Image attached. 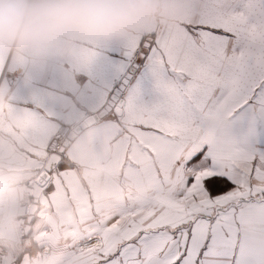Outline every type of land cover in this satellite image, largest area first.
<instances>
[{
    "label": "snow or ice",
    "instance_id": "1",
    "mask_svg": "<svg viewBox=\"0 0 264 264\" xmlns=\"http://www.w3.org/2000/svg\"><path fill=\"white\" fill-rule=\"evenodd\" d=\"M65 68L71 91L25 95L9 113L47 158L49 264H264V0H179L171 21ZM74 95L87 116L79 170L42 135ZM44 251L0 245V264Z\"/></svg>",
    "mask_w": 264,
    "mask_h": 264
},
{
    "label": "crops",
    "instance_id": "2",
    "mask_svg": "<svg viewBox=\"0 0 264 264\" xmlns=\"http://www.w3.org/2000/svg\"><path fill=\"white\" fill-rule=\"evenodd\" d=\"M100 43L72 39L63 50L54 57L38 59L28 53L12 48H0V73L3 68L10 71L19 70L22 80L19 85L0 84V245L23 249L35 244L45 245V251L38 254L31 264H49L50 249L56 241L51 238L50 222L56 217L43 191L37 201L33 219L28 222L29 213H24L25 201L32 203L33 185L41 177L47 158L43 147L37 148L26 141L19 132L10 130L9 113L14 110L25 95L36 92L63 95L71 91L70 72L65 63L75 59L76 54L89 46ZM78 96L66 100L64 115L59 121H50L42 135L48 141L60 125L77 126L87 118ZM86 127L81 129L66 148L69 161L81 169L84 161L75 153V148L86 135ZM94 167L102 170L103 161H96ZM30 208V207H29ZM75 210V206H73Z\"/></svg>",
    "mask_w": 264,
    "mask_h": 264
},
{
    "label": "clouds",
    "instance_id": "3",
    "mask_svg": "<svg viewBox=\"0 0 264 264\" xmlns=\"http://www.w3.org/2000/svg\"><path fill=\"white\" fill-rule=\"evenodd\" d=\"M179 0H0V48L38 59L72 39L107 43L169 22Z\"/></svg>",
    "mask_w": 264,
    "mask_h": 264
},
{
    "label": "water",
    "instance_id": "4",
    "mask_svg": "<svg viewBox=\"0 0 264 264\" xmlns=\"http://www.w3.org/2000/svg\"><path fill=\"white\" fill-rule=\"evenodd\" d=\"M87 119V118H86ZM86 119H84V121H82L80 124H78L77 126H74L72 129L69 130V132L67 133L64 141H63V147L66 146L69 141L74 138V136L80 132L81 129L85 128L86 126ZM48 167V162L46 161V164L44 166V170L41 174V177L44 175L46 169ZM40 177V179H41ZM40 179H37V182L34 183L33 187V193H32V203L30 205L29 208V216L27 218L28 222H30L33 219V215L34 212L37 209V201H38V197L40 195V193L42 192V189H38V182L40 181Z\"/></svg>",
    "mask_w": 264,
    "mask_h": 264
},
{
    "label": "built area",
    "instance_id": "5",
    "mask_svg": "<svg viewBox=\"0 0 264 264\" xmlns=\"http://www.w3.org/2000/svg\"><path fill=\"white\" fill-rule=\"evenodd\" d=\"M5 69H7V68H3L2 73L5 71ZM8 71H10V70H8ZM85 115H86V112H85ZM72 128L73 127L71 125H66V124L60 125L59 128L55 131V133L49 139V140H51V147L52 148H60L61 145H63V141H64L67 133ZM29 207H30L29 201H25L23 204L24 213H29Z\"/></svg>",
    "mask_w": 264,
    "mask_h": 264
}]
</instances>
